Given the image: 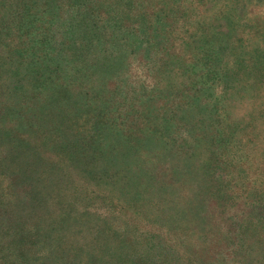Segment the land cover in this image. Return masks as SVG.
<instances>
[{
	"label": "rangeland",
	"instance_id": "rangeland-1",
	"mask_svg": "<svg viewBox=\"0 0 264 264\" xmlns=\"http://www.w3.org/2000/svg\"><path fill=\"white\" fill-rule=\"evenodd\" d=\"M13 1L0 264H264V0Z\"/></svg>",
	"mask_w": 264,
	"mask_h": 264
},
{
	"label": "trees",
	"instance_id": "trees-1",
	"mask_svg": "<svg viewBox=\"0 0 264 264\" xmlns=\"http://www.w3.org/2000/svg\"><path fill=\"white\" fill-rule=\"evenodd\" d=\"M14 10L16 11V7L14 4L13 0H0V62L1 64L4 65V54H6L7 56H11L9 52H7L5 50V47L9 44L7 41H4L2 38V30H1V26L3 25H10L13 22L14 19ZM139 11H142L138 14V21H141V19L144 18H152V14L148 15L147 11L145 9V7H140ZM152 22V20H151ZM110 24V31L111 29L113 30H120V26L118 24H115L114 22H109ZM115 25H114V24ZM112 32H110V34H112ZM16 45H14V49L12 51V58L17 59L18 57V53H19V47L17 45V43H15ZM11 52V51H10ZM4 53V54H3ZM142 55V54H140ZM1 70V69H0ZM1 79V77H0ZM1 86V83H0ZM0 92H2V89L0 88ZM14 102L12 103L10 100H4L0 98V121H4V119H8L4 122L3 127L5 128V126L11 122V113L13 111V108H15L13 106ZM7 127V126H6ZM0 133H2V130L0 131ZM75 151H80L79 146H75L73 148ZM89 152L91 150H88ZM65 156H68V152L67 154H65ZM23 156L22 155H16L13 154L12 156L7 155L6 152L3 151V155L1 156L0 153V167L3 168L6 172L5 175L7 176L6 179V186L12 190L14 188V186H17L19 188V190L21 191H27L30 189L31 187V183L27 177H23V171H25V166L24 164L21 163V165H17L21 160H23ZM7 160V161H6ZM52 160H54V157L52 158ZM8 164L11 165V169L8 166ZM32 166L29 165V169L32 172ZM9 169V170H7ZM9 171V173L7 172ZM26 172V171H25ZM27 173V172H26ZM31 178V177H30ZM8 183V184H7ZM34 189V187H33ZM144 253L142 252H136V255H131V257L126 258V257H122L121 259V264H127V260H128V264H172L170 263L169 258L166 256L164 258H159V259H154L153 256H145L143 255ZM131 258V259H130ZM94 262V261H93Z\"/></svg>",
	"mask_w": 264,
	"mask_h": 264
}]
</instances>
